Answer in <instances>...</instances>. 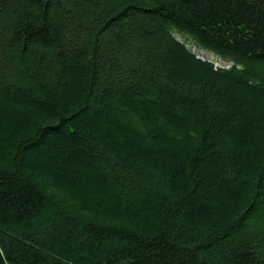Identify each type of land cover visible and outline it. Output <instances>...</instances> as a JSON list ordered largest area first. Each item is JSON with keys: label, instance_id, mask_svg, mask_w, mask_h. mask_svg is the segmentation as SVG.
<instances>
[{"label": "trees", "instance_id": "16d2710c", "mask_svg": "<svg viewBox=\"0 0 264 264\" xmlns=\"http://www.w3.org/2000/svg\"><path fill=\"white\" fill-rule=\"evenodd\" d=\"M0 264H264V0H0Z\"/></svg>", "mask_w": 264, "mask_h": 264}, {"label": "rangeland", "instance_id": "374dc122", "mask_svg": "<svg viewBox=\"0 0 264 264\" xmlns=\"http://www.w3.org/2000/svg\"><path fill=\"white\" fill-rule=\"evenodd\" d=\"M174 37L177 39V41L185 44V46L194 54H196L199 57H202L204 59H208V60H215L216 58L214 56H212L211 54L204 52L202 50H198L197 48H195L194 46H192V44L190 42H188L187 40H185V38L177 35L176 32L173 33Z\"/></svg>", "mask_w": 264, "mask_h": 264}, {"label": "built area", "instance_id": "2783aa9c", "mask_svg": "<svg viewBox=\"0 0 264 264\" xmlns=\"http://www.w3.org/2000/svg\"><path fill=\"white\" fill-rule=\"evenodd\" d=\"M208 62L212 63L214 68H228V65L222 64L218 60H207Z\"/></svg>", "mask_w": 264, "mask_h": 264}]
</instances>
